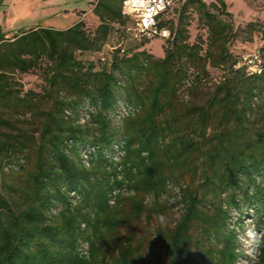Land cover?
Listing matches in <instances>:
<instances>
[{
	"label": "trees",
	"instance_id": "trees-1",
	"mask_svg": "<svg viewBox=\"0 0 264 264\" xmlns=\"http://www.w3.org/2000/svg\"><path fill=\"white\" fill-rule=\"evenodd\" d=\"M121 3L95 0L93 30L80 20L6 38L0 26V264H237L232 210L264 229V65L251 73L230 52L225 1L182 4L205 40L165 17L173 4L158 20L163 56L141 38L98 67L78 59L126 29ZM35 68L41 92L16 77ZM209 68L223 76L199 100ZM172 186L181 213L152 225ZM258 246L252 264H264V230Z\"/></svg>",
	"mask_w": 264,
	"mask_h": 264
},
{
	"label": "rangeland",
	"instance_id": "rangeland-1",
	"mask_svg": "<svg viewBox=\"0 0 264 264\" xmlns=\"http://www.w3.org/2000/svg\"><path fill=\"white\" fill-rule=\"evenodd\" d=\"M0 0V26L5 33L6 38H12L20 31L38 27L39 25H49L55 27H66L74 18L68 15L65 9H81L90 14V0ZM209 3L213 0H203ZM226 11L231 14L230 17L223 16L222 18L229 21L233 28L234 38L229 42V50L234 58H240L242 55L249 54L253 51L260 50L264 46V0H224ZM185 0H178L172 8L166 13L165 17L169 18L173 25L176 24L180 14L183 15L188 22L189 42H194L198 37L205 40L206 30L198 23L197 14L194 6L188 4L182 12V4ZM49 7L48 10L46 8ZM82 12L77 13L83 17ZM67 14V15H66ZM82 20L87 30H93L96 27V19L93 17L84 16ZM251 23L252 26H248ZM127 27L132 26V20L126 23ZM140 41L139 37H134L130 32H127L123 27L115 25L111 36L103 45L99 52H83L77 53V58L85 62L94 63L97 67L109 59L111 52L115 48H129L136 46ZM162 38H152L145 49L154 56H163L164 48ZM223 76V71L219 68H209V77L202 84L200 93L197 99L204 100L208 97L213 86L218 83ZM23 84L24 90H33L41 92L43 88V73L40 68H35L26 74H18L16 76ZM124 114L119 112L118 116ZM81 115L79 119L81 120ZM118 116H112L114 120ZM258 126L264 128V114L259 117ZM179 198V192L176 187H170V193L161 197V203L164 206L170 207L165 216L160 215L159 218H154L152 225L157 222L174 221L181 213V205L172 206L176 199ZM148 202L151 198L148 197ZM54 211V209H53ZM240 214L234 210L231 212V226L237 227L239 248L243 250V255L237 264H251L255 260V255L258 252V239L264 229L258 231L256 229V220L252 216V210L248 209L241 216L242 225H238ZM152 225L148 228V232L152 231ZM252 230L256 234L255 242L249 240L248 231ZM79 249L84 251L86 244L80 245Z\"/></svg>",
	"mask_w": 264,
	"mask_h": 264
},
{
	"label": "built area",
	"instance_id": "built-area-1",
	"mask_svg": "<svg viewBox=\"0 0 264 264\" xmlns=\"http://www.w3.org/2000/svg\"><path fill=\"white\" fill-rule=\"evenodd\" d=\"M174 2L175 0H122L121 13L132 20V26L126 27L125 30L139 38H168L169 30L159 27L158 20L159 15L170 8ZM240 64L245 65L249 72L260 74L264 65V58L256 50L242 55ZM121 109L122 112L127 113V109ZM82 120L81 117L80 121Z\"/></svg>",
	"mask_w": 264,
	"mask_h": 264
},
{
	"label": "crops",
	"instance_id": "crops-1",
	"mask_svg": "<svg viewBox=\"0 0 264 264\" xmlns=\"http://www.w3.org/2000/svg\"><path fill=\"white\" fill-rule=\"evenodd\" d=\"M36 1V0H35ZM45 2L47 1V2H52L51 0H44ZM94 3H95V0H90L89 1V4H90V14L89 13H87L86 11H84V10H81V9H65V11H69V12H67V14L68 15H71L74 19L70 22V23H68V26L69 25H71L72 23H74V22H76V21H82L84 18V16H87L88 18L89 17H93V18H95L96 19V22H97V24H98V19H97V17L92 13V8H93V6H94ZM49 9V7H47L46 8V10H48ZM79 12H82L81 14H83L84 16L83 17H81V16H78L77 15V13H79ZM66 14V15H67ZM96 24V25H97ZM39 26H43V27H51V28H56V29H64V28H66V27H55V26H49V25H39Z\"/></svg>",
	"mask_w": 264,
	"mask_h": 264
},
{
	"label": "clouds",
	"instance_id": "clouds-1",
	"mask_svg": "<svg viewBox=\"0 0 264 264\" xmlns=\"http://www.w3.org/2000/svg\"><path fill=\"white\" fill-rule=\"evenodd\" d=\"M247 235H248L250 241L255 242L256 234L252 230H249Z\"/></svg>",
	"mask_w": 264,
	"mask_h": 264
}]
</instances>
